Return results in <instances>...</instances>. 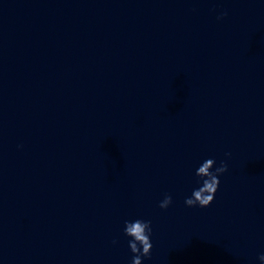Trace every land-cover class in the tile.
I'll return each mask as SVG.
<instances>
[{
    "label": "water",
    "instance_id": "95a60500",
    "mask_svg": "<svg viewBox=\"0 0 264 264\" xmlns=\"http://www.w3.org/2000/svg\"><path fill=\"white\" fill-rule=\"evenodd\" d=\"M136 217L143 264H260L264 0H0V264H130Z\"/></svg>",
    "mask_w": 264,
    "mask_h": 264
},
{
    "label": "clouds",
    "instance_id": "9594fccd",
    "mask_svg": "<svg viewBox=\"0 0 264 264\" xmlns=\"http://www.w3.org/2000/svg\"><path fill=\"white\" fill-rule=\"evenodd\" d=\"M226 12H221L217 19L220 20L226 16ZM19 147V146H18ZM230 153H225V157H230ZM228 170L225 160L217 163L214 157H207L198 163L194 168L193 175L196 178L197 187L191 190V194L186 196L184 204L187 207L207 208L214 201L215 194L220 185V177ZM172 204V196L165 193L163 199L158 202L160 209H167ZM123 235L128 239V247L133 254L130 264H143V260L150 256L153 244L152 222L150 220L136 217L126 219L123 222ZM113 244L118 243L113 239ZM260 264H264V252L258 255Z\"/></svg>",
    "mask_w": 264,
    "mask_h": 264
}]
</instances>
